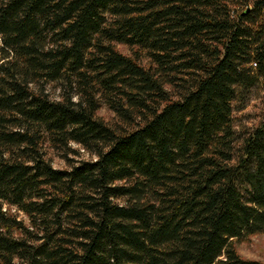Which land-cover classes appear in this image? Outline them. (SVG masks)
Masks as SVG:
<instances>
[{"label": "trees", "instance_id": "1", "mask_svg": "<svg viewBox=\"0 0 264 264\" xmlns=\"http://www.w3.org/2000/svg\"><path fill=\"white\" fill-rule=\"evenodd\" d=\"M263 85L264 0H0V264H264Z\"/></svg>", "mask_w": 264, "mask_h": 264}, {"label": "rangeland", "instance_id": "2", "mask_svg": "<svg viewBox=\"0 0 264 264\" xmlns=\"http://www.w3.org/2000/svg\"><path fill=\"white\" fill-rule=\"evenodd\" d=\"M239 10L243 8L251 9L253 8V3L248 2L246 4L240 5L237 7ZM117 49L122 53L130 56H135L136 48H131L124 44H117ZM139 58L141 62L145 65H149L150 60L147 58L145 52L139 53ZM56 84H52L54 86ZM54 88V87H52ZM56 88V87H55ZM57 89V93H59V88ZM236 109L234 111V119L235 126L239 130H243L246 128L255 127L261 121L264 120V85L256 87L249 94L246 99L243 107L239 105H235ZM98 116L104 119L106 122L110 124L116 123L115 113L110 110L106 105H103L98 111ZM72 146L75 149L80 150V155H70L71 158L75 160H85L91 159V156L85 149L82 148L79 144L73 143ZM61 153L49 149L48 157L53 160V164L57 168H67L68 164L65 158L60 155ZM15 211V210H14ZM21 217L27 219V217L21 213ZM234 245L236 247L237 252L246 259H255L264 262V233H257L250 235L248 237H244L240 240H235Z\"/></svg>", "mask_w": 264, "mask_h": 264}]
</instances>
